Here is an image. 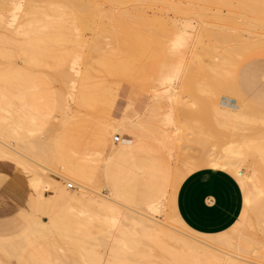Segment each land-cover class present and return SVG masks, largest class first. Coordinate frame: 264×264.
I'll return each instance as SVG.
<instances>
[{"label": "rangeland", "instance_id": "1", "mask_svg": "<svg viewBox=\"0 0 264 264\" xmlns=\"http://www.w3.org/2000/svg\"><path fill=\"white\" fill-rule=\"evenodd\" d=\"M105 1H103V3H104L103 7L104 8H105V6H107L108 8L112 9L111 7H113V5H115L114 2L116 3L117 1L120 2L119 4H121V3L124 4L123 8H125V6L128 5V7L126 6L127 8H125L126 9L125 10L122 8L121 5H120L121 7L119 6L120 7L119 8L118 7L119 4L116 3V6H117L116 9L117 10L113 7L115 13L113 12V9H112V13H111L114 15L116 14L117 18H120V20L122 18V20L124 19L123 20L124 22L126 20L127 21L125 23L123 21H121L120 23H114L115 18H116L115 17L114 21L111 20V21H113L112 24L114 23V24H119V25H114V24L112 25L109 23L110 17H108V19L106 17V20H109V22L105 21L106 23L102 27H99V26L97 27V25H95V28H94V25L91 24V25H93L92 28H94V30L91 29V26L89 24L88 27H90V29L88 31V29H87L88 27L85 28V26L87 24H85V26L82 27V24H84L85 22L83 20H80L81 18L77 17L78 15H74L72 17V19L75 20V18H76L77 20L76 21L73 20V23H71V24H69V26L67 25V27H65L66 29L65 28L62 29L63 33H66V35L69 34L68 39L73 40L72 44L70 43L71 40L69 41L66 39L65 42H63L64 45H62V43H59L60 46H59V44L57 46V48H59V49L56 48V50H59L60 51L59 53H61L65 58L67 57L66 59L64 58V62H67V63L61 62V64L64 63L66 65H64V64L60 65L61 68L65 67V69H62V70L65 71L64 73L66 75H64V76H66V77L65 78L58 77L59 76V74H57L58 70L61 69V68H59V63H58V62H60V60L56 61L55 67H57V68L53 67L56 70L58 69L57 73H55L56 75L52 74L53 72H56V70H54L52 68L51 69L50 68H48V69L44 68V71L42 70L43 72L42 73L40 72L38 77H36V76L35 77L33 76L34 78L30 77V79L33 80V82L35 84H36V82L40 83V84L38 83V85L36 84V86H39L41 88V92L44 93V96H46L50 99L55 98V99H53V103L59 102V103H56V106L54 104V109H53L54 112L53 113H51L50 115L48 114L47 116H45V115L43 116L42 114H44V113L43 112L41 113V111H38L41 109H39V108L34 109V108H37L39 106V103H35V105H34L31 101V100H33L32 97L34 95H32L31 93H30L31 94L30 95L29 93L23 94V92H19V91H15V90L14 91L9 90L0 81V124H3L5 129H6L5 134H4V136L6 138L5 142L7 141L10 146L19 150L20 149L19 147H24L25 145L27 146V144H29L28 142L29 141L31 142L30 139H35V136H37V135H35L34 138L33 137L31 138V136L34 135V134L33 135L31 134V136H29L30 137L29 139L28 138L24 139L21 136H19V137L17 136L16 132L18 130L20 113L23 111L26 114L30 115L31 118L38 116V117H41L40 119L43 121H45V119H43L42 117H44L46 119H47V117H49L48 118V120H49L48 125L52 126L51 127L52 128V134L56 133L54 130H58V129H59V131H58L59 134L65 135L70 130H73V132H74V130L76 131L77 129L81 128V132H83V133L80 134L81 135L80 137H82L80 139V141L85 143V146H87L89 144L90 145L92 144V146H87L86 147L87 149L85 147H83L84 149H86V151L84 149L79 150V149L73 148V151H71V154L74 153L73 154L74 156L75 155L76 156H82V153L84 152L83 156H86L85 154L87 153V150L90 149L87 153L88 154L87 156L89 157V158L87 157V160H90L91 162L88 161L90 164L88 162H86V163H88V165L90 167L93 164H94V166L96 165L97 169L93 166L91 167V169L94 168L95 170L99 169L101 171H97L99 173L96 174L95 173L96 171H94V169L91 171L89 170L90 176L92 175L93 177H90L91 182L89 181L88 183H90V184L92 183V184H91V186H89V184H88V186L91 187L90 188L91 190L93 189L92 190L93 194L96 193V194H100L103 196H110L111 186H110V184H108L109 182H107L106 176L104 175V172L101 169V166L103 165V161H102L103 159L102 158L105 155L107 157V154L110 153L109 149L111 148L110 147L111 145L119 148L121 143L124 141V136L122 133H119V132H114V134L111 135V133L109 131H107L106 129L107 128H108V130L110 129L109 128L110 123H115L114 119L117 120L118 118H120L122 116H127V117L129 116L131 119H143L144 118L146 121V122L143 121V122H145L144 123L145 127L146 128L149 127L151 131L146 129L143 126L141 128V132L138 133L136 136V139L134 142V146H135L134 152L126 155V157L128 159H129V157L132 160L134 159V161H133L134 167L132 169V173L129 174L128 179H132L131 187H132L133 197H134L135 202L134 201H126V200L122 201V200H120V201H118V205L125 203V204H122L125 207H124V209H123V207H120V206L119 207L122 208L124 211H126V210L129 211L128 209H130V210L132 209L133 210L132 213L138 211L137 213H133L135 215L140 213V212L145 213L146 215H153L154 214L151 217H153V218L155 217L159 220V222H162L164 224L163 227L167 231L175 232V228H173V227H177V229H176L177 232H175V233H179V235L184 234L183 238H185L187 236L189 238V240L190 239H191V241L194 240L198 244H199L198 241H200V244L203 243V246H204V243H205V245L207 244L209 247L211 246L210 244H212L213 246H211L210 248H214L216 245L218 247V249L215 250L217 248V247H215L214 249H212L214 251H218V252L219 251L220 252L225 251V252H230V253H236L238 249L235 251V248L237 246H239L238 244H241L242 247L241 246L240 247L243 248L244 250L246 247L251 249V247H248V246L245 247L244 244H246V241L242 240V239H240V241L241 240L243 242L245 241L244 244H243V242H240L239 240L236 241V238L232 239V243L237 242L236 244H233V246H236V245L237 246L234 248V250H232L229 248V246L232 247V244L231 245H225V244L220 243V245H219L218 241H217L218 243H216L215 239H217L218 237L216 238L214 234L213 235L215 238L212 237L211 234L210 235L204 234V236H209V238L207 239L204 236L202 237L201 236L202 234H200L197 231H194L191 228L187 227L189 229V231H188V229H185L186 226L184 225V221L180 217V215L178 214V211H177V195H178L179 188H180L181 184L183 183V181L189 175L195 173L196 171H198L200 169H204V168L213 169L212 168L213 164L216 163L217 164V168H216L217 170L226 171L224 169L226 166L225 165L223 166V164H222L224 162V159L222 160L221 157L225 156L224 154L227 152L231 154V152L235 151L238 147L239 148L243 147V146H237V148H234V147H236V143L239 145H241V143H238L239 141L233 140L234 138L231 134L232 132H237L238 134L242 133L243 135L248 134L247 137L250 136L249 138L257 139V141L261 138L260 135H261V131L263 132V128H262L263 124L260 125L259 124L260 122H258V123H256V122H254V123H239V124H243V126H244V127L243 126L240 127L241 133H239L238 132L239 130L237 128L238 126H233L234 128L232 126H230V128H229L228 125L225 126V125L221 124L220 122H218L219 120H218V118H216L217 116L211 107V103H212V101H215L217 103L227 102L228 99L225 100V98L228 97V98L233 99V101L231 102L233 105H236V106L242 105V103L237 100V96L235 94H233V95H235V96H233L232 94L219 93V92H217L218 91L217 88H215V87H217V82H214V81H217L216 71H217V68H220L221 61H222V58L224 56L223 55L224 49H223V46H221V44L219 42H217L218 41L217 35H218L219 30H222V31L231 30V29H229V26H230V24H233L234 22L232 23V21H231L228 25L227 24L228 20H226L227 17H232L233 19L235 18L236 21H243L245 19L246 20L250 19L251 24L253 26H257L256 23H259L261 20V19L259 20V18L260 17L264 18V13H263L264 11L260 10L262 7H260V8L258 7V5L260 6V4H258L256 0H251V1L246 0L245 1L246 4L242 0H240V1L239 0H231L230 2H229V0L228 1L227 0H212V2L214 1L215 4L209 2V0H202V1L200 0V2H202V3H199V1L197 3L196 0H192L194 2H192L190 0L189 1L188 0H184V1L178 0V2H177V0H173V1L171 0V2H173V3H170V0H169V2H168V0H167V2L165 0H161V1H163V3L160 0H153V1L142 0L144 2L148 1L149 4L144 3L141 0H131V1L122 0L125 3L121 2L120 0H116V1L112 0V2H110L112 5L108 4L109 3L108 1H110V0H107V3H105ZM139 1L141 3H139ZM187 1H188V3H187ZM237 1L240 3H238ZM134 2L135 3L137 2V3L134 4ZM189 2L191 4H189ZM227 2H228V5H226ZM252 2H253V4H252ZM129 3H130V6H129ZM167 3L172 4L173 6L176 3L177 4L173 7L174 8L173 9L171 7L172 5L169 6V4H167ZM192 3L195 4V6ZM196 3H197V5H201L203 8H200L201 6H196ZM208 3H210V5H208ZM234 3H235V5H234ZM143 4H144V6L147 5L149 8L144 7ZM179 4L182 5L181 7H183V8L179 7V9L181 8V10L178 9ZM231 4H232V6H231ZM189 5H190V7H189ZM246 5L248 6L247 7L248 12L245 11ZM132 6L133 7L134 6L135 7L143 6L141 8L144 9L145 11H143L140 8L141 11L138 13L137 10L139 9V7H138V9H136V8L132 9ZM153 6L154 7L160 6V8L156 7L155 8L156 10H153L154 9ZM192 6L196 7V9L193 8ZM205 6H207V7H205ZM107 7L105 9L106 12L111 11ZM197 7H199V8H197ZM227 7H228V10H229V7L234 8V10L230 9L228 11ZM235 7H236V9H235ZM204 8L207 9L206 12H204L205 10L203 11ZM211 8L212 9L215 8V10L212 11ZM252 8H253V10H252ZM107 10H109V11H107ZM123 10H125L127 13H125ZM131 10L134 11L133 12L134 14H132ZM257 10H260L263 15H259L258 14L259 11H257ZM117 11H119V14ZM120 11H123V13H124V15L122 14L123 17L121 16ZM230 11H234V13H232ZM136 12H137V14H136ZM142 12H144V13H142ZM129 13H131L133 15L132 17H135V18L134 19L132 17L129 18ZM235 13H237V14H235ZM255 13H256V15H255ZM108 14H110V12ZM111 14H110V16H111ZM126 14H128V16H125ZM131 14H130V16H131ZM218 14H219V16H218ZM118 16H121V17H118ZM128 18H129V20H128ZM136 18H138V19H136ZM254 18H258V22L256 20H254ZM78 19L80 20V22ZM81 21H83V22L81 23ZM129 21L130 22L134 21V22L131 23L132 24L131 25V24H129L130 23ZM135 21L137 24L135 23ZM121 23H122V26L120 28ZM261 23H264V22L261 21ZM109 24L112 25V27ZM134 24H136V25H134ZM106 25L110 26L111 28L106 26ZM123 25L127 26L126 28H128V29L126 30L124 28L125 26L123 27ZM113 26H116V28H118L117 26H119V30L122 28H123V30L119 31L118 29L114 28ZM83 28H85L86 30H84ZM97 28L102 30L101 34L98 32L100 30ZM104 28H108L109 31H107L108 29L103 30ZM96 29H97V31H96ZM115 29H116V32H115L116 34L114 33ZM110 31H113L112 36L117 35V38L112 37L111 35H108V34H110ZM118 31L121 34L120 36L117 33ZM199 31H201L200 35H199ZM124 33H126V34H124ZM123 34H124V36L127 35L128 37L127 36L124 37ZM184 35L186 36V38ZM182 36H183V38H182ZM199 36H200V38H199ZM187 37H188V39H187ZM113 38H115V39H113ZM117 39H120L119 42L121 44L119 42H117L120 46L123 45L124 47H126V48L121 47L122 50L126 49V51L123 50V52L125 51L124 53H121L122 52L121 51L120 54H118L119 53L118 50H120L119 47H117L118 53L115 51L117 49V48H115V46H117V43H116ZM179 39H181V40H179ZM186 39H187V42H186ZM212 39H214V42ZM175 41H176V43H175ZM181 41H183V42H181ZM195 41H196V43H195ZM203 42H204V44H203ZM207 43H208V46H206ZM129 44L131 46H128ZM195 45H196V47H195ZM218 45H220V46H218ZM188 46H190V47H188ZM61 48H62V50L66 49V51L63 50L64 51L63 52L61 50ZM112 48H113V52H112ZM96 50H99V51L101 50V54L98 52L100 57L95 52ZM102 50L105 52L104 56H109L110 52H111V54L114 55V57L116 56V58H114L113 55H110L109 57L112 56V58L110 59L108 57L110 59V61H107V62L113 61V58L117 59L118 55H120V58L117 59V61H116L117 63L114 60L116 66L120 63L118 60H120L121 57L123 56V54H125V56H123L121 59V62H123V63L120 64L121 66L120 65H119V67L117 66V68H119V69L116 68L117 69L116 71H118L119 76H118V74L115 76L116 73H114V72H112L114 74L110 73V71H107L105 73L103 72V70H102L103 65L107 64V62L104 63L106 61L105 58L106 59H108V58L104 57L102 55L103 54ZM107 50H110V52L108 51L109 55L107 53ZM220 50H222V51H220ZM70 51H74V52L70 53ZM127 51H128V54H127ZM132 51H134V52H132ZM67 52L70 54L74 53V55L76 56L75 59L81 60V64H79L80 69H81L79 72L80 74L79 73L76 74L77 72L75 73L74 72L75 70L73 68H72L73 72H72V70L71 71L69 70L70 68H67V66L69 64H72L71 62L75 63L74 61H76V60H74L75 56L74 57H72V56L68 57L69 54ZM115 52L117 55L114 54ZM130 53H132V54H130ZM67 54H68V56H67ZM93 54H95V55L97 54V55L93 56ZM214 54H215V58H217L218 56H219V58L214 59ZM86 55L88 57H85ZM249 55L250 56H246L245 58L241 59L239 65H237V66H230L229 65L231 68V69L229 68V72L236 75V77H237V80L235 82H233L236 90L239 91V93L245 97L246 101H248L250 103H252V102L254 103V101L259 100L260 99L259 97L264 94V51L262 50V51L252 52ZM89 57L90 58H92V57L98 58L99 57L101 59L98 58V60L96 61V59L91 60ZM102 57H104V58H102ZM196 57H197V59H196ZM69 59L72 61H70ZM84 59H87V62H85ZM90 60L95 61L97 66H95L96 64L93 65L94 63L91 62ZM102 60H104V62H103L102 68H101L102 62H100V61H102ZM125 61H127V62H125ZM19 62H20L21 66L24 65V62H22V60H19ZM83 62L86 63L87 65L89 64L90 68L88 69V71L93 66L96 69H94V68H92V69L94 71L97 70V72L95 71L93 74H91V73L89 74V72L86 69L85 71L88 72L89 75L86 72H85L86 75H84V74L82 75L81 72L84 73L83 70L85 69L84 67H81L82 65L85 66L83 64ZM89 62H91L92 65ZM98 63L100 64L99 66L101 69L99 68ZM87 65L85 66L86 68H87ZM110 65L111 64H107V65H104V67L106 68V66H110ZM112 65H114V63ZM112 65L110 67H113ZM249 65L254 66L257 69V74H256L257 77L254 79H252L251 77H249L247 79H243L244 78L243 77V70L246 66H249ZM181 66H182V73L179 74ZM188 66H189V68H188ZM69 67H71V66L69 65ZM66 68H67V70H66ZM105 68H104V70H105ZM99 69H100V72L98 71ZM230 70H232V71H230ZM67 71H68V73H66ZM225 71H227V66L225 68ZM59 72H61V70ZM70 73H72V74H70ZM73 73H75L79 77L78 78L74 77ZM106 73H110V76H109V74L107 76ZM227 73H228V71H227ZM61 74L63 76V73H61ZM81 75H82V77H80ZM113 75H114V77H113ZM67 76H71V77H67ZM71 81H74V83H72ZM200 82H202V83H200ZM75 84H76V86H75ZM171 86H173V87H171ZM171 88H173V90H171ZM168 89L171 90L167 94V96L169 98L167 96L164 97L165 100H162L163 102L161 101V103H157L158 104L157 105L156 100H154L155 98L154 97L152 98V96H154L156 94L157 90L166 92ZM80 90L81 91L83 90V92H85L84 93L85 95H81L82 93ZM79 91L81 93V94H79V95H81L80 97H79V95L77 96V94H76V93H79ZM173 93H174V96H173ZM239 93H237V94H239ZM103 94L106 96H104ZM169 94H171L172 97ZM177 94H179V95H177ZM86 95H89V96L86 97ZM39 96H40V93H38V95H37V97H38L37 99H40V102L43 101L42 99H44V100L46 99L43 96H42L43 98L42 97L40 98ZM83 96H85V97H83ZM100 96L102 98H104V97H106V98H104V100H103V99H101ZM30 97H31V100H29ZM77 97H79L81 99L80 100L78 98L80 100V102L78 101ZM98 97L100 100L97 99ZM58 98H59V100H58ZM55 100H57V101H55ZM84 100H85V103L89 102L90 104L88 105V103H87L85 105ZM88 100H90V101H88ZM105 100H108V101H105ZM29 101H30V103H29ZM91 101H93V102L91 103ZM94 102L96 103V105L94 104ZM107 102H109L110 105H107L106 104ZM152 102H154L155 105L158 106V107L157 106L156 107L159 110L156 109L155 105L152 104ZM31 104L34 107H32ZM57 104H59V105H57ZM92 104H94L95 108L92 107L93 106ZM97 104H98V106H97ZM112 104H114V105L112 106ZM161 104H162V106H161ZM153 105H154V107H153ZM62 106H63V108H62ZM100 106L102 107V109L106 107L105 109L108 108V110L103 111V110H101V108H99ZM111 106H112V108H111ZM58 107H59V109L62 108V110H59V109L57 110ZM151 107H153V108L151 109ZM202 107L206 108V109H202ZM257 107H258V109L262 110V108L260 106H257ZM78 108H80V109H78ZM97 108L100 109L101 111L98 110ZM208 109H210V110H208ZM42 111H43V109H42ZM99 111L101 112V115L98 116ZM149 111H152V112L154 111V112L152 113ZM31 112L34 114L36 113V114L33 116V115H31L32 114ZM37 112L38 113L40 112L41 114L39 113V115H37L38 114ZM64 112H66V114H65L66 116H68L70 113H72V114L75 113V115L77 117H75V115L72 116V114H71V117L66 118L69 121H67L65 119L67 122L65 123V125L63 124V126H62V122H65L63 120L64 118L62 117L64 115ZM106 112H110V113H107V115L111 114V116H109V117L110 118L113 117V118L110 119L107 115L105 116ZM206 112H209V113H206ZM151 113H152V115H151ZM167 113H170L172 115V117L170 115L168 118L171 121V122L169 121L170 123L168 122V119L166 118ZM213 113H214V115H213ZM156 114L158 117L156 116ZM158 114H160V115H158ZM259 114H260V112H258V115ZM148 116H153L154 118L148 117ZM71 118H74V119L70 120ZM172 118H173V121H172ZM40 119L37 117L34 120L32 119V121H34L33 122L34 124L32 127L34 130H37V128L39 129V127H38V126H40L39 122L42 123V121ZM152 119H153V122H152ZM103 120L105 122H107L109 120V122H107V124H104ZM216 120H218V121H216ZM203 121H205V122H203ZM35 123H37V124H35ZM146 124L148 126H146ZM256 124H258V126H256ZM34 125H36V126H34ZM104 125H107L108 127L107 126L104 127ZM248 125L250 127L245 128V126H248ZM251 125H252V127H251ZM259 126H261V128ZM61 127H62V129H61ZM257 127H258V129L259 128L260 129L258 130ZM60 129H61V131H60ZM156 129H158V130H156ZM256 129H257V131H256ZM34 130H33V133H36ZM162 130L163 131L165 130V132H163ZM42 131H41V129H40V131H38V135H41L40 138H43V139H44V137L47 138L48 136L45 135L44 131L42 133ZM249 131H250V133L251 132L252 133L250 134ZM58 132H57V134H58ZM220 132L222 134H220ZM159 133H161V134H159ZM57 134H55V136ZM213 134H215V135H213ZM114 135H116L117 137L120 136L119 142H116L114 140ZM217 135L218 136L220 135L221 137L220 136L218 137ZM222 135H224V137ZM216 136H217V138H215ZM36 138H38V137H36ZM45 140L47 141L48 139H44L43 141H45ZM229 141H231V142H229ZM31 144H32V142H31ZM102 144H103V146H102ZM232 146H233V148H232ZM21 150H19V151H21ZM78 151L81 153H79ZM91 152H93V153H91ZM89 154H91V155H89ZM203 155H205L204 156L205 158L203 157ZM91 156H93V157H91ZM94 156H95V158H94ZM219 156H221V157H219ZM214 158H216V160ZM199 159H200V161H199ZM212 159H214L216 162ZM95 160H97V161L101 160V162L99 163V162H96ZM205 160L207 162V165L209 164L210 166L205 165L202 167V164L205 163ZM196 162L198 165H195ZM211 162H213V163H211ZM218 162L220 165L222 164V166H220L218 164ZM48 163H50L51 165ZM135 163H136V165H135ZM100 164H102V165H100ZM41 165H45L44 167L48 168L47 174L51 178H53L57 181H60L65 188L67 187L66 186L67 182H73L74 183L73 180L65 179L60 175V173H62V171H63L62 170L63 165L61 163H59L57 161H50V162H47V163H44ZM90 167H89V169H90ZM253 168H255L256 175L258 176V178L261 180V182L264 185V166L262 164H260L259 162L257 163L256 160L250 159L249 161L245 162V164H243L242 171L246 175L250 172L253 173L252 172ZM20 169H22V167L17 168V166L16 167L14 166V168H13L12 166H10V167L9 166L8 167L7 166H0V177L2 178L3 181H4V179L7 180V181H4L5 183L7 182L6 183L7 187H9V188L11 187L10 191L7 190L9 188H7L6 185H5L6 189L4 188V186L1 188L3 181L0 178V180L2 181V182L0 181V184H1L0 190L3 188L5 189V190L0 191V201H1L0 202V211L4 212V216L1 220L4 223L13 225L15 227L11 231L0 232V236L2 235L4 237H13L15 235L22 233L24 231V229L27 228V225H28L27 219H26V217H23V214L21 215L19 213L20 211L33 213V214L37 213L39 215V218L42 221H44L45 223L50 221V215H48L47 212L42 213V211H45L47 209L42 210V211L39 210V206H38V202H37V192H36L37 188H36L35 184L33 182L29 181L27 175L24 174L25 172L23 171V169H22V171L24 173ZM185 171H186V173H185ZM226 172L231 173L229 171H226ZM231 174L234 175L233 173H231ZM234 176L237 179L239 178L237 175H234ZM8 180H10L9 181L10 183L8 182ZM238 181H239V179H238ZM11 182H13V183H11ZM74 184L77 187L76 190H78L79 189L78 185L76 183H74ZM43 185H45V184H43ZM52 188H53V186H51V185L49 187L43 188L44 193L47 196H49ZM15 189L19 191L20 196L18 195V192L16 195V192H14ZM6 190H7V192H5ZM242 190H243V188H242ZM2 191L5 192V195L3 192L4 196H6L8 194V191H9L11 195L13 194L14 196H16V198H19L20 200L21 199L24 200V203H25L24 207H26V208L25 209L23 208L24 210L21 209L23 207V204H22V202H20V204L22 205L20 208H18V209H20V211L18 209H16L17 210L16 211L14 208L15 207L17 208L18 205L20 206L19 202L16 203L17 201L15 202L14 199L11 200L12 198H10V196H11L10 194L8 195L9 198L7 196L4 197L2 195ZM243 193H244V198H245V191L244 190H243ZM22 195H24V196H22ZM3 197L6 200H8V203H9V199H10V201L15 202L14 204L11 203V205H13V206L15 204H18V205L15 207H13V206L11 207V206H8V205H10V203L4 204L2 202V199H4ZM160 200H163V202H164V205H165V207L163 208L164 211L162 209L158 213L152 212V210H150V208H149V205L152 202L160 201ZM120 202H122V203H120ZM27 207H28V209H27ZM58 208H59V206H58ZM125 208H126V210H125ZM134 208H136V209H134ZM26 209L29 211H27ZM77 209H79L78 212L81 214L80 208L77 207ZM135 210H137V211H135ZM139 210H140V212H139ZM76 211L77 210H75L74 212H76ZM74 212H73V214H71V216H69V218L73 217L72 215H74V214H75L74 217H76V214L78 212L77 213H74ZM174 213H176V214H174ZM247 213L248 214L244 215V213L242 211V214L244 217L241 214L242 217H240L239 220L237 221L240 223V225H242L241 222H243V221H240V219L243 220V218H244V220H245V218H247L246 220H249V223L247 221V223H248L247 226H249L251 223H253V221H254L253 219L255 218L254 212L249 208L247 210ZM80 214H77V217H76L79 222L81 221L80 217H79ZM176 215H178V216H176ZM87 216L90 217L89 214H87L85 216L82 215L81 217L82 218L86 217L85 219L88 220L89 218H87ZM138 216L141 217L140 214ZM174 216L176 217V219H178L177 220L178 223H177V221L175 223L174 220L171 218ZM101 217H102V221L99 219L100 218V216H99L97 218L98 219L97 223L100 222L99 224L102 226L103 218L105 221L106 217L103 214L101 215ZM249 217H251V218H249ZM256 218L258 219L257 215H256ZM73 219L71 221L72 223L75 221V219L74 220ZM77 219L75 222L79 223V222H77ZM85 219H82V220L84 221ZM171 219H172V221H171ZM251 219H252V221H251ZM257 219H256V221H258ZM261 219L262 218H260V220ZM166 220L169 223V225L167 224ZM181 220H182V222H181ZM68 221H69V219H68ZM96 221H94V226L96 225L95 226L96 227L95 232H93L94 229L91 232L93 234L95 233L96 236H98L97 233H99V231H100V233H102V232L97 227L100 225L97 224ZM179 222H181V224L184 225L185 227H183ZM237 222L235 223L236 225H233L234 228L233 227L230 228L231 232H233V233H236L235 230H238V228L242 229V228H240L241 226L239 225V223L237 224ZM84 224H86L85 221H84ZM79 225H80V223H79ZM89 225H91L92 228H95L93 226V222L90 223ZM171 225H172V227H170ZM237 225L239 227H237ZM247 226L243 224L242 227H245L247 229L248 228ZM72 227H74V226H72ZM100 228H102V227H100ZM179 228L182 230H180ZM230 229L226 230L227 235H229ZM232 229H233V231H232ZM252 229H251V227H250V230L248 228V230L246 231L247 233L243 231L244 228L242 230L244 233L247 234L245 236L244 233H242L245 236L247 243L249 242L248 243L249 246H250V243L255 242L256 239L254 238L255 236H253L252 237V238H254V239H252L253 241L251 240V238L248 241V239L246 238L248 236V233H253L254 235L256 234L257 235L256 238H258V240L260 238H262L260 241L263 244L264 238L262 237V235H263L262 230L259 227L255 228L254 230H252ZM113 230H115V229H113ZM183 230H185L184 232H186L187 234H185L184 232L181 233V231H183ZM195 232H196V234H194ZM113 233H114V231H113ZM223 233H221L222 237L226 236L225 235L226 233L224 231H223ZM188 234H190V235H188ZM114 235L115 234H113L111 236L115 237L116 235L115 236ZM216 235H220V234L216 233ZM96 236H93V238ZM102 236H103V233L100 234L98 236V238L101 239ZM112 237L110 238V234H108V239L110 238V240H108V239L107 240L109 243L114 242V240L111 241V239H113ZM192 237H196V238H192ZM198 239H200V240H198ZM202 239L204 240V242L201 241ZM91 240H92V238H91ZM238 241H239V243H238ZM256 243H255V245H256ZM172 244L174 245L175 243H171V246H173ZM253 244L254 243H251L252 246H254ZM258 244H259V242H258ZM258 244H257V246L252 247L249 256L248 255L244 256V254L240 255L238 252L236 253V255L237 256L240 255V259L244 258L247 261H255V262L262 264L263 262L258 260L255 257L256 253H257L256 251H261V250H259V248H261V246H258ZM207 245H206V247H207ZM37 246L42 247V249H45V251H46V249H47V251L50 249H53L54 252H50V256H51L52 260L54 261V263L62 264L64 262V260L70 259L73 262H76L79 264H89L83 250L75 244L74 239L72 237H67L64 235H54V236H50V237L40 238L39 240L34 242L28 248V250L25 252V254L22 258L21 263H19V260L15 259V257H11V258H9V260H7L8 259L7 257L2 256L1 258H3V257L4 258L3 259L0 258V260L2 261V262L0 261V264H9V263H11V264H27V262L33 256V254L36 253L35 248ZM175 246H173L171 248L174 250H179L178 246L177 247H175ZM220 246H222V249L220 248ZM263 247H264V244H263ZM255 248H257V249H255ZM97 249H100V250L102 249L101 250L102 252L100 250H97V251L100 252L102 256L105 253L104 258H106V256H107L106 250L107 249L104 248L105 252H104V249L101 247L97 248ZM243 249H241V251ZM254 249H255V251H254ZM261 249H262V251H264V248H261ZM227 250H229V251H227ZM37 254L38 253H36V255ZM107 258H108V256H107ZM6 262H8V263H6Z\"/></svg>", "mask_w": 264, "mask_h": 264}, {"label": "bare ground", "instance_id": "2", "mask_svg": "<svg viewBox=\"0 0 264 264\" xmlns=\"http://www.w3.org/2000/svg\"><path fill=\"white\" fill-rule=\"evenodd\" d=\"M103 1H105V0H0V81L2 82V84L4 86H6L9 90H13V91L15 90V91L23 92V94H27V93L30 94L31 93L32 95H34L33 96L34 98L32 97L33 100H31V97L29 100H31L34 105H35V103H39V106L41 105L40 107L38 106L37 108H34V109H38V108L41 109L38 111H41V113L43 112L44 113V114H42L43 116L44 115L47 116L48 114L50 115L51 113H53L54 112V110H53L54 104L56 106V103H59V102H55V101H57V100H55L54 101L55 103H53V99H55V98L50 99V98L44 96V93L41 92V88L39 86H36V84L38 85L39 82L37 83L35 81L36 82V84H35L33 82V80L30 79V77H33V76L38 77L40 72L42 73L44 71V68H47V69L52 68V69L56 70L55 68H57V67H55V65H56V61H58V60H60V62H58L59 68H61L60 65L67 63V62H64L65 57L61 53H59L60 51L56 50V48H57L59 43H62V45H64L63 42H65L66 39L69 40L68 39L69 34L66 35V33H63L62 29L67 27V25L69 26V24L73 23L74 19H72V17L74 15H78L77 17H80L81 18L80 20H83L85 22L84 24H82V27L85 26V24H87L85 26V28H86L90 24L92 30H94L95 25H97V27L98 26L102 27L106 23L105 21L109 22V20H106V17H107V19H108V17H110V22H109L110 24H112L115 17L116 18H115L114 23H120L121 21L124 20V19L122 20V18H121V20H120V18H117L116 14L115 15L111 14L113 7L116 9L117 8L116 3L119 4L120 2H118V1L116 3L114 2L115 5H113V7H111L112 9H110L107 6H105V8L103 7V5H104ZM120 1L123 2L122 0H120ZM129 1H131V0H129ZM148 1L147 2L142 1V2L149 4ZM151 1H153V0H151ZM165 1L167 2V0H165ZM188 1H187V3H188ZM190 1H192V0H190ZM196 1H197V3H198V1H199V3H202V2H200V0H196ZM230 1L231 0H229V2ZM242 1L245 3L246 0H242ZM256 1L258 4H260V6L258 5V7L259 8L262 7L260 10L264 11V0H256ZM108 2H109L108 4H111L110 2H112V0H110ZM161 2L163 3V1H161ZM168 2H169V0H168ZM177 2H178V0H177ZM192 2H194V1H192ZM209 2L214 3V1L212 2V0L211 1L209 0ZM105 3H107V0L105 1ZM123 3H125V2H123ZM136 3L134 2V4H136ZM139 3H141V2L139 1ZM170 3H173V2H171V0H170ZM197 3H196V6H201V5H197ZM238 3H240V2H238ZM167 4H169V3H167ZM189 4H191V3L189 2ZM252 4H253V2H252ZM120 5L122 6V8L124 7V4H122V3L119 4L118 7ZM170 5H172V4H169V6ZM193 5L195 6V4H193ZM208 5H210V3H208ZM226 5H228V2L226 3ZM234 5H235V3H234ZM126 6L128 7V5H126ZM126 6H125V8H127ZM129 6H130V3H129ZM143 6H144V4H143ZM143 6H138L139 9H138V7L132 6V9L133 8L138 9L139 11L137 10V12L139 13L142 9L141 7H143ZM174 6L172 5L171 7L173 8ZM181 6L182 5L179 4L178 9ZM231 6H232V4H231ZM106 7L111 10V11L107 10L110 12L111 16H110V14H108L109 12H106V10H105ZM144 7L147 8L148 6L146 5ZM156 7H158V6H156ZM156 7H154L153 10H156L155 9ZM189 7H190V5H189ZM205 7H207V6H205ZM247 7L248 6L246 5L245 11L248 12ZM125 8H123V9H125ZM158 8H160V6ZM181 8H183V7H181ZM181 8L179 10H181ZM193 8L196 9V7H193ZM197 8H199V7H197ZM200 8H203V7L201 6ZM215 8L214 9L211 8L212 11H214ZM230 9L234 10V8H232V7H229V10ZM235 9H236V7H235ZM125 10H123V11L125 13H127ZM142 10L145 11L144 9H142ZM206 10H207L206 8L203 9L204 12H206ZM227 10H228V7H227ZM252 10H253V8H252ZM260 10H257V11H259L258 14L263 15ZM123 11H120V14L122 17L124 15ZM113 12H114V9H113ZM117 12L119 14V11H117ZM133 12L134 11H132V14H134ZM137 12H136V14H137ZM230 12L234 13V11H230ZM142 13H144V12H142ZM130 14L131 13H129V18L133 16L132 14L130 16ZM235 14H237V13H235ZM255 15H256V13H255ZM121 16H118V17H121ZM125 16H128V14H126ZM218 16H219V14H218ZM129 18H128V20H129ZM132 18L134 19L135 17H132ZM136 19H138V18H136ZM76 20L77 19L75 18L74 21H76ZM80 20H79V22H80ZM111 20H113V21H111ZM226 20H228L227 21L228 25L231 21H232V23L233 22L234 23L230 24V26H229V29H231L232 31L226 30L227 31L226 32V31L219 30V32H218V35H217L218 41L217 42H219L221 44V46H223V49H224L223 55L224 56H223V58L221 57L222 58L221 66H220V68H217V71H216L217 81H214V82H217V87H215L218 90V91L216 90L217 92L227 93V94H232V95L235 94L237 96L236 90L234 89V83H233L235 75L229 72V68H230V66H237L238 63L240 62V60L250 51H252L256 48H259V47H264V23H261V21L264 22V18H261V17L259 18L260 24L256 23L257 26H253L251 24L250 19L249 20L245 19L243 21H236L235 18L233 19L232 17H227ZM254 20H256L258 22V18H254ZM83 21H81V23ZM133 22L134 21L130 22L129 24H131ZM135 23H136V21H135ZM91 24L94 25V28H92L93 25H91ZM136 24H134V25H136ZM112 25H110V26L112 27ZM114 25H119V24H114ZM106 26H108V25H106ZM110 26H108V27H110ZM121 26H122V23L120 24V28H121ZM124 26L125 25H123V27ZM113 27L116 28V26H113ZM117 27L118 28H116V29L119 30V26H117ZM126 27L127 26H125L124 28L127 30L128 28H126ZM85 28H83V29L86 30ZM87 29L89 31L90 27H88ZM97 29H99V28H97ZM97 29H96V31H97ZM105 29H108V28H104L103 30H105ZM116 29L114 30V33L116 32ZM99 30L100 31H98V32L101 34L102 30L101 29H99ZM121 30H123V28L120 29L119 31H121ZM107 31H109V29ZM119 31L117 33L120 36L121 34ZM112 32L113 31H110V34H108V35L112 36L113 35ZM200 32L201 31H199V35H200ZM124 34H126V33H124ZM124 34H123V36H124ZM126 36H124V37H126ZM112 37L117 38V35H114ZM182 38H183V36H182ZM185 38H186V36H185ZM199 38H200V36H199ZM113 39H115V38H113ZM181 39H179V40H181ZM187 39H188V37H187ZM187 39H186V42H187ZM70 40H71L70 43L72 44L73 40L72 39H70ZM117 40H116V43L119 42L120 39H117ZM212 40L214 42V39H212ZM181 42H183V41H181ZM175 43H176V41H175ZM195 43H196V41H195ZM203 44H204V42H203ZM59 46H60V44H59ZM128 46H131V45L129 44ZM190 46H188V47H190ZM206 46H208V43ZM218 46H220V45H218ZM117 47H119L120 50H118ZM121 47H124V46L123 45L120 46L118 43H117V46H115V48H117L115 51L117 52V50H118V52H119V53L117 52L118 54H120L121 51H122L121 53H124L126 51V49H123V50H125L123 52ZM195 47H196V45H195ZM113 48H112V52H113ZM124 48H126V47H124ZM57 49H59V48H57ZM61 50H62V48H61ZM63 50L66 51V49H63ZM110 50H107L108 55H109ZM128 51H127V54H128ZM220 51H222V50H220ZM71 52H74V51H70V53ZM95 52L98 55H99V53L101 54V50L100 51L96 50ZM102 52H103L102 55L104 56L105 52L103 50H102ZM116 52L114 53L115 55H117ZM132 52H134V51H132ZM70 53H68L69 56L67 54L68 57H70V56L74 57L75 56L74 53L73 54H70ZM130 54H132V53H130ZM96 55L93 54V56H96ZM110 55H113V54H111V52H110ZM109 56H104V57L108 58ZM123 56H125V54H123ZM85 57H88V56L86 55ZM99 57H100V55H99ZM104 57H102V58H104ZM113 57H114V55H113ZM122 57H121V59H122ZM75 58H76V56L74 57V60H76ZM98 58L92 57L90 59L91 60L96 59V61H97ZM109 58L111 59L112 56ZM109 58L108 59L105 58V60H106L105 62H104V60L100 61V62H102L101 68H102L103 62L106 63L107 61H110ZM114 58H116V56ZM114 58H113V61L107 62V64L112 65L114 63V65L116 66L115 62L117 61V59L120 58V55H118L117 59H114ZM217 58H219V56ZM217 58H215V54H214V59H217ZM99 59H101V58H99ZM121 59L118 60L120 62L117 65L118 67L120 64L123 63V62H121ZM196 59H197V57H196ZM19 60H22V62H24L23 66L20 65ZM84 60H85V62H87V59H84ZM114 60H115V62H114ZM70 61H72V60H70ZM61 62H64V63L61 64ZM74 62L75 63L71 62L73 65L69 64L71 67H69V65H68L67 68H70L69 70L70 71L72 70V72L74 69L75 70L74 72L75 73L77 72L76 74H78L81 70L80 66H79V64H81V60L77 59ZM91 62L94 63L93 65L96 64L95 61H91ZM91 62H89V63H91ZM125 62H127V61H125ZM99 63H98V66L100 65ZM83 64L85 66L87 65L84 62H83ZM107 64H104V65H107ZM64 65H66V64H64ZM91 65H92V63H91ZM104 65H103V69H102L104 73L107 71H110V73H112V72L116 73L115 76L118 74V71H116V70L119 68H117V66L115 67L114 65H112L113 67H110L111 66L110 65V66H106V68H105ZM85 66H83V65L81 66V67L85 68L84 70L82 69L84 72V73L81 72L82 75L83 74L86 75V73L88 74V72H89V74L90 73L93 74L95 71L97 72V70L94 71L92 69V68L96 69L95 67L92 66L91 69L88 71V69L90 68L89 64L87 65V68ZM95 66H97V64ZM226 66H227L228 73H227V71H225ZM53 67H55V68H53ZM67 68H66V70H67ZM99 68H100V66H99ZM104 68H105V70H104ZM188 68H189V66H188ZM62 69H65V67L61 68L59 70L57 69L58 73L56 70V72H53L52 74L54 75L55 73H57V74H59V76L57 75L58 77L65 78L66 76H64V75H66V74L64 73L65 71ZM86 69L88 72L85 71ZM100 69L98 70L99 72H100ZM60 70H61V72H59ZM68 71L66 73H68ZM230 71H232V70H230ZM61 73H63V76ZM75 73H73L74 77L78 78L79 76L76 75ZM110 73H106L107 76H108V74L110 76ZM114 73H112V74H114ZM181 73H182V66H181L180 71H179V74H181ZM70 74H72V73H70ZM82 75L80 77H82ZM71 76H67V77H71ZM118 76H119V74H118ZM113 77H114V75H113ZM71 82L74 83V81H71ZM200 83H202V82H200ZM75 86H76V84H75ZM171 87H173V86H171ZM171 90H173V88H171ZM171 90L168 89L166 92L157 90L156 94L154 93L155 95L152 96L153 95L152 94L151 96H152V98L153 97L155 98L154 100H156V104L161 103L162 100H165L164 97H166L167 94L169 93V91H171ZM80 91H79V93H76L77 96L81 93H82L81 95H85L84 94L85 92H83V90L81 91V93H80ZM38 93H40L39 97L41 98L43 96L44 98H46L45 99L46 101L44 99H42L44 102L43 101L40 102V99H37ZM81 95H79V97ZM169 95H171V94H169ZM177 95H179V94H177ZM235 95H233V96H235ZM88 96L89 95H86V97H88ZM104 96H106V95H104ZM173 96H174V93H173ZM79 97H77V99ZM83 97H85V96H83ZM171 97H172V95H171ZM104 98H106V97H104ZM104 98L101 97V99H103V100H104ZM79 99H78V101L80 102L81 99L80 100ZM97 99H99V97ZM58 100H59V98H58ZM85 100H84V103H85ZM225 100H227V102L217 103L215 101H212V103H211V107L217 116L216 118H218V120H219V121L218 120H216V121L220 122L221 124H223L225 126L228 125L229 128H230V126H232V127L238 126L237 128L239 130L238 131L239 133H241L240 127L243 126V124H239V123H254V122L258 123V122H260L259 123L260 125L263 124L262 125L263 132L261 131V135H260L261 138L258 141H257V139L249 138L250 136L247 137L248 134L243 135L242 133L238 134L237 132H232L231 134L234 138V139L233 138L232 139L234 141L235 140L239 141L238 143H241V145L236 143V147H234V148H237V146H243V147H240V148L238 147L235 151L231 152V154L227 152L228 154L225 153L224 154L225 156H223V157L219 156V157H221L222 160L224 159V162L222 164H223V166L225 165L226 167L225 168L223 167V168L226 171H229V172H231L234 175H237L239 177L238 178L239 182H240L243 190L245 191L244 209H243L244 215L248 214L247 210L250 208L254 212L255 218H256V215L258 217V219L256 218L258 221H256V219L254 218L253 223L250 222L251 224L249 226L251 227V229L253 228L252 230L259 227L263 232L262 234L264 235V185L261 182V180L258 178V176L256 175L255 168L252 169L253 173L247 172L248 174H246V175L242 171L243 164H245V162L249 161L250 159H254V160H256L257 163L259 162L260 164H262L264 166V110L256 109V108L251 107L250 105H248L246 103H242V105H240V106L233 105L231 103L233 101V99L228 98V97H226ZM88 101H90V100H88ZM93 101H91V103ZM105 101H108V100H105ZM29 103H30V101H29ZM87 103H88V105L90 104L89 102H86L85 105ZM108 103L109 102H107L106 104L110 105V103L109 104ZM94 104L96 105L95 102H94ZM94 104H92L93 106L92 105L91 106L95 108ZM98 104H97V106H98ZM152 104L155 105L154 102H152ZM57 105H59V104H57ZM113 105L114 104H112V106ZM154 105H153V107H154ZM157 105H155V107ZM112 106H111V108H112ZM161 106H162V104H161ZM32 107H34V106L32 105ZM153 107H151V109ZM157 107H156V109L159 110ZM62 108H63V106H62ZM62 108L59 109V107H58L57 110L58 109L62 110ZM99 108H101V110H103V111L108 110V108L105 109L106 107L102 109V107L100 106ZM42 109H43V111H42ZM78 109H80V108H78ZM202 109H206V108L202 107ZM98 110H100V109H98ZM208 110H210V109H208ZM100 111H99L98 116L101 115ZM66 112H64V115L62 116L64 118V119L63 118L62 119L65 121V122H62V126H63V124L65 125V123L67 121H69L66 118L71 117V114H72V113H70L69 115L67 114L68 116H66L65 115ZM149 112H152V111H149ZM258 112H260L259 115H258ZM39 113L37 115H39ZM107 113H110V112H106L105 116L107 115ZM152 113H151V115H152ZM206 113H209V112H206ZM214 113H213V115H214ZM35 114L32 113L31 115L34 116ZM73 115H75V113H73L72 116ZM158 115H160V114H158ZM166 115H167L166 118L168 119L171 114L167 113ZM29 116L30 115L26 114L24 111L20 113L18 130L16 132L18 137L21 136L24 139L25 138L29 139L30 138L29 136H31V134L32 135L34 134L33 136H31V138L32 137L34 138V136L37 135V136H35V139H30L32 144L28 140L29 141L28 143L31 146L29 144H27V146L25 145L24 147H19L20 148L19 150L22 149L24 152L22 150H21L22 151L21 152L18 149L10 146L7 141L5 142L6 138H5L4 134H5L6 129H5L3 124H0V166H7V167L12 166L13 168H14V166L15 167L17 166V168L22 167V169L25 173L22 171V169H20V170L25 175H27L29 181L33 182L37 188L36 192H37V202H38L39 210L42 211V210L47 209L45 211H42V213L47 212L48 215H50V221L45 223L44 221H42L39 218V215L37 213L33 214V213L20 211V209H18L22 206L20 204V202H22V204H23V207L21 209L26 208V207H24L25 206L24 200H22V199L20 200L19 198H16V196H14L13 194H12L13 195L12 196L9 192L11 187L10 188L7 187V184H6L7 182L6 183L4 182L7 180H5L3 178L4 179V181H3L2 178L0 177L1 180L4 182L3 183L0 180L2 182V186L0 184L1 188L3 186L5 188V185L7 188H9V189H7L9 191H8V194L6 193L7 194L6 196L9 198L8 195L10 194L12 196V197L10 196V198H12L11 200L14 199L15 202L17 201L16 203L19 202V204H20V206L18 204H15L13 206V205H11V203L14 204L15 202L10 201V199H9L10 205H8V206L15 207L18 205L17 208L15 207L14 209L15 210L18 209L20 211V212L19 211L18 212L21 215L23 214V217H26L27 222H28L27 228H25L22 233L15 235L13 237H0V258L2 256H4V257L8 258L7 260H9V258L15 257V259H18L19 263H21L22 258L24 256L25 252L28 250V248L34 242L39 240L40 238L50 237V236H54V235H64L67 237H72L74 239L75 244L83 250L89 264H260V263L255 262V261H247L244 258L240 259L241 254H244V256H247V255L249 256L252 247L257 246L258 242L260 244V245L258 244V246H261V248H264L263 247L264 242L262 244L260 241L262 238L259 237L260 239L258 240V238H256L257 235L256 234L254 235L253 233H248L249 237L247 236L246 238L248 239V241L250 240V238H251V240L255 238L258 242L256 240H255V242H251V243H254L253 244L254 246H252L251 243L249 246V244H248L249 242L247 243V240L245 239V236L247 235L246 231L248 230V228L250 230V227L247 226L249 223V220H246L247 218H245V220H244V218H243V220L240 219V221H243V222H241L242 225H240V223L237 222V224L239 223V225L241 226L240 228H242V229H239V228H238V230L234 229L236 233L231 232V229H230L229 235H227L226 231H224L226 233L225 234L226 236H224V237H222V234H221L223 232L217 233V234H220L221 236L214 234L216 238L218 237L217 239H215L216 243L219 242L218 243L219 245H220V243L225 244V245H231L232 244L233 248L231 246H229V248L232 250H234V248L237 246V245L233 246V244H236L237 242L232 243V239L236 238V241L237 240L240 241V239L245 240L246 244H244L245 241L243 242L241 240L240 242H243L245 247L246 246L251 247V249L246 247L244 250L243 248H241L242 245L238 244L239 246H237L235 248V251L238 249L239 251L237 250V252L240 255L237 256L236 255L237 252L236 253H230V252H225V251L224 252L214 251L212 249L217 247L216 245L214 248H210L211 246H213L212 244H210L211 245L210 247L206 244L207 245V247H206V245L204 243V246H205L204 247L203 243L200 244V241H198L199 242V244H198L194 240H193L194 242L191 241V239L189 240V238L187 236L185 238H183L184 234H181L182 235L181 236V235H179V233H175V232H177V230H176L177 227H173V228H175V232L167 231L163 227L164 224L162 222H159V220L155 217L154 218L151 217L154 214L153 215H146L145 213H142L139 210L140 213L136 214L137 215L136 216L133 213H137L138 212L137 210H135L137 212L132 213V211H133L132 209L131 210L128 209L129 211H127L125 208L126 211H124L123 209L125 206H123L122 204H125V203L120 202L122 204L118 205V201H120V200H122V201H125V200L126 201H134L135 202L134 197H133L132 187H131L132 179H128V176H129V174L132 173V169L134 167V164H133L134 159L132 160L130 157L128 159L126 157V155L134 152V147H135L134 142H135L136 136L138 133L141 132V128L143 126L145 127L144 123L146 121L144 118L143 119H131L129 116L128 117L122 116V117L118 118L117 120L114 119L115 123H110L109 124L110 129L109 130H108V128L106 129L107 131H109L111 133V135L114 134V132L122 133L124 136V141L121 143L119 148L111 145L110 146L111 148L109 149L110 153L107 154V157H106V155L103 156V158L101 157L103 159L102 160L103 165L100 164V165H102L101 169L104 172V175L106 176L107 182H109L108 184H110V186H111V188L109 187L111 189L110 190L111 191L110 196H103V195L96 194V193L93 194L92 193L93 189L91 190L90 189L91 187H89V186H91L92 183L90 184L88 182L89 181L91 182L90 177H93L92 175L90 176L89 173L91 170L94 169V168L91 169V167L93 166L96 168V165L94 166V164L91 165V167L88 165V163H89L88 161H90V160H87V157H88L87 153L90 149L87 150V153L85 154L86 156H83L84 152L82 153V156H76V155L74 156L73 155L74 153L71 154V151H73V148L80 150V149H84L83 147L86 148L87 146H92V144L90 145L89 143H88L89 145L86 144L87 146H85V143L80 141V139L82 138V137H80L81 136L80 134L83 133V132H81V128L77 129L76 131L74 130V132H73V130H70L65 135H62V134H59V132H58L59 129L56 127L58 130H54L56 133L52 134V128H51L52 126L48 125V122H49L48 118L49 117H47V119L42 117L43 119H45V121H43L40 119L41 117L35 116L34 118H31V116L30 117ZM107 116L109 117V116H111V114H108ZM156 116H157V114H156ZM36 117L39 118L42 121V123H40L38 121L41 127L38 126L39 129L37 128V130H34L32 128L33 124H34L33 123L34 121H32V119L34 120V119H36ZM75 117H77V116L75 115ZM148 117L154 118L153 116H148ZM171 117H172V115H171ZM111 118H113V117H111ZM72 119H74V118H71L70 120H72ZM104 120H103L104 124H107V122H109V120L108 121L106 120L107 122H105ZM143 121H145V122H143ZM169 121L170 120L168 119V122ZM172 121H173V118H172ZM152 122H153V119H152ZM203 122H205V121H203ZM35 124H37V123H35ZM249 125L245 126V128L250 127ZM34 126H36V125H34ZM105 126H107V125H104V127ZM146 126H148V125L146 124ZM256 126H258V124H256ZM251 127H252V125H251ZM259 127L261 128V126H259ZM40 129H41V131L43 130L45 135L48 136L47 138L44 137V139H48L49 141L48 140L47 141L49 143L46 140H45L46 142L43 141L44 139L40 138L41 135H38V131H40ZM61 129H62V127H61ZM61 129H60V131H61ZM146 129L150 130L149 127ZM257 129H258V127H257ZM257 129H256V131H257ZM33 130L36 133H33ZM156 130H158V129H156ZM43 131H42V133H43ZM57 132H58V134H57ZM163 132H165V130ZM249 133H250V131H249ZM55 134H57V135L55 136ZM159 134H161V133H159ZM220 134H222V133L220 132ZM213 135H215V134H213ZM217 136L215 138H217ZM222 136L224 137V135H222ZM36 137H38V138H36ZM116 139H117V136L114 135V140H116ZM229 142H231V141H229ZM102 146H103V144H102ZM232 148H233V146H232ZM86 149H84V150L86 151ZM79 153H81V152H79ZM91 153H93V152H91ZM89 155H91V154H89ZM204 156L205 155H203V157ZM91 157H93V156H91ZM94 158H95V156H94ZM214 159L216 160V158H214ZM214 159H212V160H214ZM50 161H57V162L61 163L63 165L62 166L63 171H62V173H60V175L65 179L73 180L74 183H76L78 185L79 189L76 190L77 187L75 189H69L68 188V185L70 183H73V182H67V185H66L67 187L65 188L60 181H57V180L51 178L47 174L48 168L44 167L45 165H41V164H44V163H47ZM95 161L99 162V163L101 162V160L100 161L95 160ZM199 161H200V159H199ZM86 162H88V163H86ZM205 163L202 164V167L207 165L206 160H205ZM211 163H213V162H211ZM48 164H50V163H48ZM218 164H219V162H218ZM222 164L221 165L219 164V165L222 166ZM135 165H136V163H135ZM195 165H198L197 162ZM89 167H90V169H89ZM212 168L216 169L217 164L216 163L213 164ZM94 171H96L95 173L97 174V173H99L97 171H101V170H99V169L95 170L94 169ZM185 173H186V171H185ZM9 181L10 180H8V182ZM11 183H13V182H11ZM43 184H45V185H43ZM88 184H89V186H88ZM50 185L53 186V188L50 192V195L47 196L44 193L43 188L49 187ZM4 188L1 190L6 189V188L5 189ZM7 190L5 192H7ZM3 192L4 191H2V195H3ZM5 192H4V195H5ZM14 192H16V195L18 192V195L20 196V193L18 190L15 189ZM6 196H4V197H6ZM22 196H24V195H22ZM2 202L4 204H7L8 200H6L4 198V199H2ZM58 206H59V208H58ZM119 206L123 207V209L120 208ZM77 207L80 208L81 214L78 212L79 209H77ZM164 207H165V205H164L163 200L152 202L149 205L150 210H152V212H155V213L160 212ZM27 209H28V207H27ZM134 209H136V208H134ZM73 210L74 211L77 210V211L74 212ZM27 211H29V210H27ZM163 211H164V209H163ZM73 212L74 213L78 212L77 214H80L79 217H80V220L82 222L81 221L79 222L78 219L76 218L77 214H76V217H74V215H75L74 214V215H72L73 217L69 218V216H71V214H73ZM87 214L90 215V217L87 216V218H89L88 220L85 219L86 217H84V218L81 217L82 215L85 216ZM102 214L105 215L106 220L104 221V218H103V223L101 226L99 224L100 222L97 223L98 222L97 218L100 216L99 219L102 221V217H101ZM139 214L141 215V217L138 216ZM174 214H176V213H174ZM176 216H178V215H176ZM242 216H243V214H242ZM242 216H240V217H242ZM259 217L262 219L260 220ZM67 218L69 219V221ZM73 218L75 219V221L77 219V222H79L80 225H79V223H76L75 221L72 223L71 221ZM81 218L85 219L84 221L86 222V224H84V221ZM171 218L174 220L175 223L178 220V219H176L175 216L171 217ZM249 218H251V217H249ZM172 219H171V221H172ZM94 221H96V223L100 225L97 227L103 233V236L101 237V239L98 238V236L100 234H102V233H100V231H99V233L96 232L98 236H96L95 233H94L95 234L94 235L91 232V231H93V229H94L93 232H95V229H96V227H95L96 225L94 226ZM247 221H248V223H247ZM251 221H252V219H251ZM92 222H93V226L95 228H92V226L89 225ZM166 222H167V220H166ZM181 222H182V220H181ZM181 222H179V223L181 224ZM177 223H178V221H177ZM167 224L169 225L168 222H167ZM243 224L246 225L248 228L246 229L245 227H242ZM184 225L186 226L185 229L190 228L185 222H184ZM184 225H182V226L185 227ZM72 226H74V227H72ZM100 227H102V228H100ZM170 227H172V225ZM237 227H239V226L237 225ZM243 228H244V230H243ZM113 229H115V230H113ZM180 230H182V229H180ZM242 230L246 233H244ZM113 231H114V233H113ZM184 231L185 230L181 231V233ZM188 231H189V229H188ZM232 231H233V229H232ZM184 233L187 234L186 232H184ZM242 233H244L245 236ZM108 234H110V238L112 237L111 235H113V234L116 235V236L114 235L115 237H112L113 239H111V241L114 240V242H112V243L108 242V240H110V238L108 239ZM194 234H196V232ZM200 234H202L201 235L202 237L204 236V233H200ZM92 235L96 236V237H94L95 239L93 238ZM188 235H190V234H188ZM207 235H210V234H207ZM211 235H212V237H214L213 234H211ZM263 235H262V237L264 238ZM253 236H255V237L252 238ZM204 237H206L207 239L209 238V236H204ZM91 238H92V240H91ZM192 238H196V237H192ZM200 239H198V240H200ZM201 241L204 242L203 239ZM239 241H238V243H239ZM171 243H175L174 245L173 244L172 245L173 246L176 245L175 247L178 246L179 250L172 249L171 247H173V246H171ZM255 243H256V245H255ZM96 247L97 248L101 247L103 249L104 248L107 249L106 255L108 256V258H107V256H106V258H104L105 253L102 256L101 253L97 251L100 249H97ZM239 247L243 250L241 251V249ZM220 248L222 249V246H220ZM261 248H259V250H261V251H256L257 253H256L255 257L264 263V251H262ZM40 249H42V247L37 246L35 248V252L37 253ZM105 249H104V252H105ZM217 249H218V247L215 250H217ZM255 249H257V248H255ZM255 249H254V251H255ZM227 251H229V250H227ZM36 253L33 254L31 259L29 260L30 264H35L34 258H35ZM3 258H1V259H3ZM6 263H8V262H6ZM9 264H11V263H9ZM62 264H79V263H76L70 259H67V260H64V262Z\"/></svg>", "mask_w": 264, "mask_h": 264}, {"label": "crops", "instance_id": "3", "mask_svg": "<svg viewBox=\"0 0 264 264\" xmlns=\"http://www.w3.org/2000/svg\"><path fill=\"white\" fill-rule=\"evenodd\" d=\"M262 50L264 51V47L256 48L243 58L250 56L252 52ZM256 74L257 69L254 66H246L243 70V79L249 77L254 79L257 77ZM236 80L235 75L234 82ZM234 89L236 90L235 86ZM237 93L239 91L236 90ZM237 96L241 103L256 109L260 106L264 110V94L254 103L246 101L240 93ZM243 209L244 193L238 179L223 170L204 168L196 171L183 181L177 195L178 214L191 229L199 233L216 234L230 229L239 220ZM3 216L4 212L0 211V232L13 230L15 228L13 225L1 220ZM50 252L54 250L40 249L34 263L57 264L52 260ZM27 264H30V261Z\"/></svg>", "mask_w": 264, "mask_h": 264}, {"label": "built area", "instance_id": "4", "mask_svg": "<svg viewBox=\"0 0 264 264\" xmlns=\"http://www.w3.org/2000/svg\"><path fill=\"white\" fill-rule=\"evenodd\" d=\"M116 142H119L120 141V136L119 137H117V139L115 140ZM68 188L69 189H75L76 188V186H75V184L74 183H70L69 185H68Z\"/></svg>", "mask_w": 264, "mask_h": 264}]
</instances>
